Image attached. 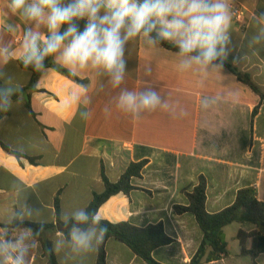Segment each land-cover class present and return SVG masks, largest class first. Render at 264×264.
Segmentation results:
<instances>
[{
  "label": "crops",
  "instance_id": "1",
  "mask_svg": "<svg viewBox=\"0 0 264 264\" xmlns=\"http://www.w3.org/2000/svg\"><path fill=\"white\" fill-rule=\"evenodd\" d=\"M6 4L0 0V48H8L13 56L7 61L0 57V88L20 95L11 98L0 117V142L36 161L19 159L0 145V229L6 230L8 239L29 234L26 243L35 247L29 248L26 264L49 262L41 241L21 223H55L56 200L62 220L77 209L86 211L94 194L105 190L103 167L108 179L117 182L131 163L147 161L142 177L133 179L137 189L113 195L98 212L102 220L141 228L162 223L175 242L153 252L160 264H190L201 244L203 234L194 216L174 211L175 205H187L183 190L191 191L201 175L207 179L209 213L232 205L237 192L246 187H254L264 202V39L259 43L253 39L264 28L258 22L264 16V0H228L232 19L226 60L248 74L259 93L224 66L181 70L177 52L162 45L148 47L140 39L126 46L127 69L120 88H113L107 75L90 67L77 69L75 76L84 84L47 67L34 87L21 93L32 78L18 58L23 33L29 27L47 32L43 25L37 29L19 14L6 13ZM236 5L244 10L241 23L232 16ZM6 25L15 31H7ZM53 61L69 71L54 56ZM81 88L87 89L88 103L82 97L65 109V100ZM144 88L156 90L169 108L141 113L139 120L116 109L121 89ZM18 216L23 220L14 223ZM251 229L239 223L226 226L229 255L205 264H253L251 258L240 256L237 239L240 230ZM60 234L47 230L40 238L54 246ZM106 254L107 264H149L114 238L108 239ZM55 255L59 264H97L99 249L75 254L65 247ZM257 263L264 264V253ZM0 264H6L3 257Z\"/></svg>",
  "mask_w": 264,
  "mask_h": 264
},
{
  "label": "clouds",
  "instance_id": "2",
  "mask_svg": "<svg viewBox=\"0 0 264 264\" xmlns=\"http://www.w3.org/2000/svg\"><path fill=\"white\" fill-rule=\"evenodd\" d=\"M5 12L19 14L37 29L41 25L46 29V35L31 27L24 31L18 58L25 67L44 72L46 58L54 56L72 75L77 74V69L99 70L109 77L113 88H120L124 82L126 46L131 40L140 39L148 47L163 42L173 44L178 49L181 70L223 67L231 43L228 0H7ZM258 22L264 24V16ZM5 27L15 31L12 25ZM253 39L256 43L264 39V28ZM12 56L8 48H0V57L5 61ZM12 92L11 88H0V111L8 110ZM86 93L87 89L81 88L79 94L67 98L65 109L79 103L82 97L88 103ZM115 107L139 120L141 113L166 110L169 105L162 102L156 90L144 88L121 89ZM27 214L31 215L32 210L28 209ZM17 219L22 221L23 216ZM69 219L73 223L67 237L60 234L49 252L58 254L65 247L75 254L98 251L109 231L101 223L99 212L89 215L81 208L63 217L65 225ZM28 235L21 233L8 239L6 230L0 229V257L6 264H26L29 248L35 247L26 243Z\"/></svg>",
  "mask_w": 264,
  "mask_h": 264
},
{
  "label": "trees",
  "instance_id": "3",
  "mask_svg": "<svg viewBox=\"0 0 264 264\" xmlns=\"http://www.w3.org/2000/svg\"><path fill=\"white\" fill-rule=\"evenodd\" d=\"M80 23L81 30L83 29V22ZM163 47L168 50L178 52L175 46L168 42H163ZM22 68L32 72V78L29 85L24 88L22 92L34 87L39 79L41 72L35 71L31 66L25 67L20 62ZM223 66L226 67L239 81L247 84L255 92L259 93L257 87L251 82L250 76L241 72L228 60H224ZM51 67L57 69L60 73L69 78L84 84L85 82L77 76L72 75L68 70L57 66L53 61V56L45 60V68ZM20 93L11 95V98L16 99ZM264 101V94H261V102ZM261 104V103H260ZM260 104L257 105L252 113V122L259 112ZM6 111H0V117ZM0 145L9 152H13L17 158H27L31 163H35V158L26 156L19 152L12 151L6 144L0 142ZM147 161L133 162L129 165L126 171L121 175L117 182H111L105 174L104 167L102 168V179L104 181L105 190L103 193H95L91 203L86 208V211L91 215L92 212L98 211L99 208L113 195L124 193L129 195L131 191L137 189L133 185V179L141 178L143 169ZM183 193L187 198V205H175V213L191 214L202 231L203 237L201 244L193 256L190 264H205L213 261L221 260L223 257L229 255L228 243L225 240L224 228L232 223H239L242 225L251 226L250 231L240 230L237 234V239L240 244V256L249 257L253 264H258V257L264 253V202L259 200L257 190L254 187H246L240 189L236 194L234 203L223 210L216 213H209L206 209L207 201V179L201 175L198 178L197 185L190 191L184 189ZM57 219L55 223L50 224H36V223H21L33 230L34 236L41 241L44 249L45 257L49 264H59L54 252L50 253L49 249L53 248L52 242L49 240H42L40 235L47 230L61 231L67 237L73 221L68 220L65 225L64 220L60 216L59 201L55 202ZM14 223H19L18 219ZM102 224H106L109 231L104 243L99 247V256L97 264H107L106 243L108 239L114 238L128 245L138 257L147 261L149 264H160L155 261L153 252L163 246L170 245L175 242L171 236L165 232L162 223L152 224L147 227H137L129 222L112 223L107 220H102ZM42 227V230H40ZM251 242L248 246V242ZM210 251L208 252V250Z\"/></svg>",
  "mask_w": 264,
  "mask_h": 264
},
{
  "label": "built area",
  "instance_id": "4",
  "mask_svg": "<svg viewBox=\"0 0 264 264\" xmlns=\"http://www.w3.org/2000/svg\"><path fill=\"white\" fill-rule=\"evenodd\" d=\"M231 12L236 22L241 23L243 21L244 10L241 6L239 5L234 6Z\"/></svg>",
  "mask_w": 264,
  "mask_h": 264
},
{
  "label": "rangeland",
  "instance_id": "5",
  "mask_svg": "<svg viewBox=\"0 0 264 264\" xmlns=\"http://www.w3.org/2000/svg\"><path fill=\"white\" fill-rule=\"evenodd\" d=\"M228 234H229V231H228ZM227 236H228V235H227ZM228 237H229V236H228ZM230 241H231V240H230ZM231 245L234 246L232 241H231ZM233 248H234V247H233Z\"/></svg>",
  "mask_w": 264,
  "mask_h": 264
}]
</instances>
